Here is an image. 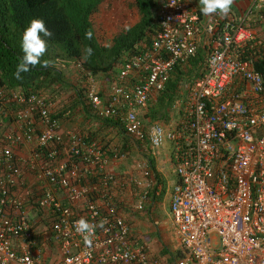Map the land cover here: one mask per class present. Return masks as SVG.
<instances>
[{"label":"built area","instance_id":"2783aa9c","mask_svg":"<svg viewBox=\"0 0 264 264\" xmlns=\"http://www.w3.org/2000/svg\"><path fill=\"white\" fill-rule=\"evenodd\" d=\"M251 2L241 16H203L197 0H158L151 44L124 62L104 95L94 75L74 63L95 116L117 120L148 152L129 180L139 188L133 209H144L157 184L150 158L171 145L177 180L170 212L182 248L174 264H264V76L256 68L264 37L254 29L264 0ZM199 51L169 119L146 120L142 112L176 65ZM53 106L42 92L0 87V264H150L148 247L135 242L120 209L116 189L126 181L110 170L126 155L68 128ZM29 208L47 223L60 252L55 261L43 257ZM80 218L103 223L89 234L90 245L73 227Z\"/></svg>","mask_w":264,"mask_h":264},{"label":"trees","instance_id":"16d2710c","mask_svg":"<svg viewBox=\"0 0 264 264\" xmlns=\"http://www.w3.org/2000/svg\"><path fill=\"white\" fill-rule=\"evenodd\" d=\"M132 1L133 9L138 15L137 21L126 27H119L108 43H102L96 34L93 17L99 12L103 0H0V87L22 90L25 93L49 91L55 105H58L53 113L63 120L89 114L91 121L84 118L81 131L87 134L88 141L96 140L104 146L102 141L106 136L86 129L90 123L107 128L118 127L119 140L114 151L125 154L124 151L129 149L131 137L115 119L97 122L99 119L90 114L93 112L87 102L86 86L80 85L84 76L79 71L76 72V82L72 74L66 75L59 67L62 61L77 60L86 71L96 77L112 76L114 73L118 76L126 60L141 53L151 44L158 28V0ZM32 18L43 19L52 33L46 41V52L41 57L42 60L48 61V66L37 64L29 72L21 73V79L17 80L14 73L23 56L21 37ZM89 31L92 33L91 39L85 37ZM88 48L91 49L90 55L86 51ZM202 55L199 51L197 57L189 63L176 65L165 89L150 107V122L169 119L174 101L183 98L181 90L193 79ZM256 68L264 76V61H258ZM108 153L112 154L111 151ZM150 162L158 177L153 157Z\"/></svg>","mask_w":264,"mask_h":264},{"label":"rangeland","instance_id":"374dc122","mask_svg":"<svg viewBox=\"0 0 264 264\" xmlns=\"http://www.w3.org/2000/svg\"><path fill=\"white\" fill-rule=\"evenodd\" d=\"M233 1H235V0H233ZM132 2H133L132 0H103L102 4L100 6L99 12L97 14H95L93 17L96 34L102 43H108L109 40H111L114 32L118 31L119 27H126L128 25L134 24V22L137 21L138 15H137V12L135 11V9H133ZM231 8H233V7H231ZM234 11L236 12V15H239L238 10L234 9ZM78 71L83 75V72H81L79 69H76L74 66L73 67L68 66L65 68V74L66 75L72 74L73 79L76 82H77V79H76L77 77H75L76 76L75 73ZM113 77H114V80H113ZM117 78H118V76H116V73H114V75H112V76L98 75L97 77H95V82H96L97 86L99 87V89L101 90L102 94H105L108 92L110 84L113 81H116ZM83 79H84L83 83H81L80 85L83 84V86L85 87V85H87L86 80H85V76L83 77ZM44 92H45L44 95L49 99V101H51L52 103H55V100L53 97H51L50 92L46 91V90ZM158 95H157V97H158ZM55 106H58V105H55ZM144 117L146 118V120H150V118H151L150 110H148L146 113H144ZM97 119H99V118H97ZM63 121H64V124H66V126L68 128H75L77 130L79 129V131H82V128H83L82 125L84 126V122L81 119H79V117L74 118V119L71 118L69 120L66 119ZM102 121H104V120H102V119L97 120V122H102ZM117 136H118V134H115V136H114V134L106 135L105 139H103V141H102L104 146L106 148H108L112 153H113L114 149L116 148L115 145H116L117 141H114V138H116ZM118 140H119V138H118ZM165 146L166 147H161L159 150L164 151L163 155H164V157H166V160L163 162V160L161 158H159L158 156H157V158H154V160H155V163L159 167L166 169V172H164V173L167 174L169 178H165L163 176L159 177L157 184L152 189V191L149 194L148 200L145 202L144 209H148V210L151 209L152 206H150L148 204V202L150 200H152L151 197L153 194L155 195L156 190H159L158 201L159 202L161 201L160 203L163 202V204H161V205L167 208V205H168L167 195H168V192L170 191V186L177 180V176H176V173L174 170L173 162L169 161L170 160L169 155L171 154V145L168 142L165 144ZM124 153L126 155V158H124L122 160H114L117 164H114V161H111L112 165L110 167V170L112 172H114L116 175L118 174L119 177H122V180L126 181V185H128L129 190H131L133 192L134 191V185L133 184L130 185L131 182L129 180L132 176L138 175V172L136 169V164L140 161H143V159H146L148 157V152L144 148H142V146L139 144V142L131 139V140H129V149H128V151H124ZM164 153H166V155ZM117 169L119 170V172L117 171ZM26 186H28V188L31 189V186L29 184H27ZM138 190H139V188L135 189V191L132 194H130V200H128L125 197V195H122V194L120 195L123 197V200H124L123 202H121L123 205L120 206L122 214H124L127 209L128 210L133 209L132 208L133 204L138 199V196L135 194L136 192H138ZM117 195L119 196L118 193H117ZM28 211H29V218L31 220H33L34 217L40 218V212L38 210H36L34 208H29ZM150 214H151V212H150ZM167 216H168L167 213H165V215L162 216L161 226L163 228V231L165 230L167 234H171V236H173L174 239L172 241H165V242H179L177 240V237H176V231H175L173 224H172V219H171V223H169ZM42 222L45 224V226H47V223L43 219H42ZM171 224H172V226H171ZM149 225H153L154 227H157V225H155V223H153L151 221L150 217H149L148 223L145 227L146 232H148V230L150 229ZM146 234L152 235L153 233L148 232ZM154 236H156L158 238L157 242H163L164 241V239H161L158 235L154 234ZM180 247H181V244H180ZM54 252H55V250L51 251V255H53V254L55 255ZM181 254H182V251H181ZM181 254H180V249H175L173 251L172 250L169 251L168 252L169 260H167V259H166L167 261L165 260L166 264L167 263L168 264H174L176 257H179ZM52 257H55V256H52ZM52 257H50V260ZM49 262H51V261H49Z\"/></svg>","mask_w":264,"mask_h":264},{"label":"crops","instance_id":"0c3cea01","mask_svg":"<svg viewBox=\"0 0 264 264\" xmlns=\"http://www.w3.org/2000/svg\"><path fill=\"white\" fill-rule=\"evenodd\" d=\"M252 0H239V1H235L237 3V6L240 7V12L245 11V9L251 5ZM261 12V13H260ZM260 15H255V19L258 20V22L255 23V27L254 29L257 31V33L261 36L264 37V9L260 10ZM239 16H241V13L239 14ZM254 20V19H253ZM157 100V95H154L149 103V108L148 110H150V107L156 102ZM55 106H53V110H54ZM171 112V111H170ZM169 112V113H170ZM146 113V112H145ZM90 114H94L91 113ZM142 114H144V112H142ZM95 115V114H94ZM97 117V116H96ZM84 118H88V121H91V117L89 116V114L85 113L79 116V119H81L83 122ZM66 125V124H65ZM82 127H84L82 125ZM81 127V128H82ZM86 129H91V131L93 133H98V134H105V135H111V134H118V127H101L99 125H95L93 123H90ZM79 130V129H78ZM118 136L116 138H114V141H118ZM163 147H166L165 145ZM27 149H30V145H27L26 147ZM22 147V149L19 151L20 156L21 157H25L27 155V149ZM164 151L159 150L158 153V157L161 158L163 160V162L166 160V157H164L163 155ZM166 155V153H164ZM170 157V155H169ZM171 161V157L170 160ZM114 164H117L114 161ZM156 168L158 171L159 176L158 177H165V178H169L167 174H165L164 172H166L165 168H161L156 164ZM117 171L119 172V170L117 169ZM26 174L28 176V179L32 182L33 179L31 178V174L30 172L26 171ZM118 175V174H117ZM32 184V183H31ZM125 187H122L121 185L117 186L116 192L119 194L118 198L120 199L119 201L123 202V197L120 196L125 195V197L130 200V194H132V191L129 190L128 185H124ZM22 188L16 189V191H20ZM126 189V190H125ZM129 190V191H128ZM152 191V190H151ZM25 192H23L22 194H24ZM158 195L155 192V195H152V200H150L148 202V204L151 207L150 210L148 209H144V210H136V209H127L125 211V213L123 214L125 216V218L127 219V221L131 224V228H132V236L133 239L135 240V242L138 244L140 243H144L147 247H148V253H149V257H150V264H153L154 261L156 260H160L162 264H166L165 260H169V255L168 252L169 251H173L175 249H180V254L182 251V248L180 247V242H165V241H172L174 239L173 236H171V234H167L166 231H163V228L161 226V220H162V216L165 215V213L168 214L167 218L169 223H171V212H170V203H171V186H170V191L168 192V205L167 208L162 206L159 201H158ZM120 205H123L122 203ZM125 205V204H124ZM166 208V209H165ZM125 210V209H124ZM151 212V214H150ZM149 217L151 218V221L153 223H155V225H157V227H154L153 225H149L150 229L148 230V232L153 233L151 234H146L148 232H146L145 227L148 223V219ZM33 222V226H35V230H36V236H37V240L38 242L41 244L42 246V254L43 257L46 259V261H55V259L57 257H59L60 252L59 249L57 247V244L54 243V241L51 240V238L49 237L48 234V229H46L47 227L38 223V220L36 217L33 218L32 220ZM38 223V224H37ZM172 226V224H171ZM148 227V226H147ZM155 235H158L161 239H164L163 242H157L158 238ZM177 237V234H176ZM177 240L179 241L178 237ZM17 248L19 249V243H16ZM50 246V247H49ZM55 250V255H51V251ZM182 255V254H181ZM180 255V256H181ZM55 256V257H52ZM50 257L51 260H50ZM177 259V257H176ZM166 260V261H167ZM168 264V263H167Z\"/></svg>","mask_w":264,"mask_h":264},{"label":"clouds","instance_id":"9594fccd","mask_svg":"<svg viewBox=\"0 0 264 264\" xmlns=\"http://www.w3.org/2000/svg\"><path fill=\"white\" fill-rule=\"evenodd\" d=\"M235 1L233 0H198L197 4L199 5L200 13L203 16H210L212 14H217L220 16H227L230 10L234 11V9L238 10L239 14L243 13L244 11L240 12V7L237 6V3ZM51 35H52L51 31L46 27L43 19L32 18L28 21L27 26L24 28L22 37H21V49L23 52V56L21 57V60L18 63L16 67V71L14 73V76L17 80L21 79V73L29 72L30 69L34 68L37 64H40L42 67L48 66V61L42 60L41 57H43L46 52V48H47L46 41H47V38L51 37ZM85 37L87 39H91L92 33L90 31L87 32L85 34ZM86 51L89 55L91 54L90 48L86 49ZM76 62L78 61L77 60L76 61L74 60L62 61L61 62L62 64L60 65L59 68L62 70V72L65 73V68L68 66L73 67L74 63ZM75 68L78 69L77 67ZM95 77L96 76H94V79ZM42 93L44 94L45 92H42ZM100 93L102 94L101 90H100ZM87 102H88V99H87ZM156 179L158 181L159 177H156ZM73 227L78 234H81L83 236L84 243L86 245H90L91 241L89 239V234L94 230L95 227L102 228L103 223L100 222L96 225H92L88 223L84 218H80L74 222Z\"/></svg>","mask_w":264,"mask_h":264}]
</instances>
